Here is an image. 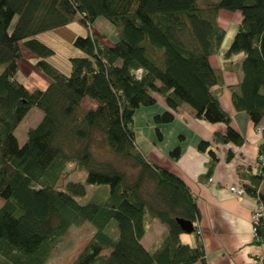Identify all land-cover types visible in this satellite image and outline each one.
I'll return each mask as SVG.
<instances>
[{
  "label": "trees",
  "instance_id": "16d2710c",
  "mask_svg": "<svg viewBox=\"0 0 264 264\" xmlns=\"http://www.w3.org/2000/svg\"><path fill=\"white\" fill-rule=\"evenodd\" d=\"M222 10L241 15L223 52L224 59L243 54L233 67L240 80L227 86L231 103L255 129L264 127V0H0V264H44L69 228L84 223L94 232L70 264H194L204 259L201 241L183 242L176 221H191L198 237L196 198L182 178L140 150L133 117L159 96L165 107L152 117L158 140L161 126L188 105L195 117L227 126L224 134H215L217 143H243L215 89L225 86L223 70L210 63L225 36L218 23ZM98 16L114 25L115 42L107 43L98 32L74 36L71 42L83 54L69 58V74L48 61L55 52L35 38L38 33L76 18L89 28ZM23 48L48 79L46 88L29 90L18 79ZM84 100L95 106L84 109ZM33 107L43 114L20 144L15 130ZM96 132L112 153L132 161V177L95 158ZM197 150L209 156V178L217 153L205 140L198 141ZM180 154L178 144L169 151L174 160ZM258 155L264 157V141ZM71 164L85 170L86 184L106 185V196L80 203L77 197L86 195V187L66 180ZM258 167L242 187L264 205V165ZM155 221L165 226L164 234L147 249L142 239ZM258 235L264 239L262 221Z\"/></svg>",
  "mask_w": 264,
  "mask_h": 264
},
{
  "label": "crops",
  "instance_id": "0c3cea01",
  "mask_svg": "<svg viewBox=\"0 0 264 264\" xmlns=\"http://www.w3.org/2000/svg\"><path fill=\"white\" fill-rule=\"evenodd\" d=\"M232 14L238 16L235 23L238 26L241 15L238 12ZM233 23L224 27L225 32L230 30ZM227 44L221 45L220 53L212 56L210 63L223 70L225 86L220 90L218 87L215 89L219 91L221 107L230 113L231 126L241 134L243 143L239 146L217 143L215 134H224L227 126L199 119L188 105H183L172 122L161 126L162 137L158 142H163L168 134L173 137L171 144L163 149L154 141L146 154L153 164L171 170L182 178L196 198L199 217L194 224L201 240L195 232L193 235L183 233L185 237L181 235L183 242L195 244L200 240L203 245L204 259L194 264H256V259L264 256V243L255 241L252 233L251 213L257 204L256 198L246 192L237 196L229 191L230 186H243L247 175L257 173V156L264 134L256 132L249 116L244 111L235 110L231 103L227 86L238 84L241 73L233 67L243 54L224 59L223 52ZM44 81L47 85V80ZM156 103L165 107L162 97L157 96ZM148 111L154 115L153 110ZM199 140L208 141L219 159L209 178L205 176L209 156L197 150ZM177 144L181 146V154L174 160L169 156V151ZM229 153L231 157L226 159ZM145 237L146 234L142 239L144 247L154 248L157 242L147 246Z\"/></svg>",
  "mask_w": 264,
  "mask_h": 264
},
{
  "label": "rangeland",
  "instance_id": "374dc122",
  "mask_svg": "<svg viewBox=\"0 0 264 264\" xmlns=\"http://www.w3.org/2000/svg\"><path fill=\"white\" fill-rule=\"evenodd\" d=\"M232 12L233 11L222 10L218 16V23L223 29L227 24L234 22L232 25H230V30L228 32H225V36L222 41V44L224 45L225 43H228L226 49L231 43L233 35L235 33V29L237 28V25L235 23L238 21V16L236 14L231 15ZM229 14L231 15V17ZM95 32L104 35L105 41L107 43H113L116 41L114 25L108 19L102 16H98L93 21L92 27L89 28L81 24L78 18H76L73 21L69 22L66 26L38 33L35 38L50 46L54 50L55 53L52 56L48 57V61L59 68L61 72L69 74V58L73 56H81L83 54L81 50H79L72 44V38L74 36H85L87 35V33ZM22 52V60L21 62H18V79L29 90H33L35 88H46L47 85H45L44 80L46 79L48 82V79L31 65V63L33 62V58L29 51L26 48H23ZM32 67L35 70H33ZM2 69L3 65H0V72L2 71ZM94 106L95 103H93L92 101L84 100L82 102V107L84 109H88ZM163 108L164 106H162L160 103H156L151 106H142L140 108H137L134 112L133 119L135 138L140 150L144 154H147L150 146H152L151 143H153L154 141L164 149L165 147L169 146V143L171 144L173 140V137H170L167 134V138H165L163 142H158V138L155 132V125L152 118L153 113L152 111H148V109H151L155 114L157 112H162ZM42 114L43 113L40 109L33 107L28 111L26 116L19 123L18 127L15 130V134L20 144H23L26 139L28 129L34 127L39 122ZM99 137V134L96 132L92 140V153L94 154L95 158L100 161L115 164L119 169L127 174V177H132L136 173V168L133 166L132 161L130 159L128 160L124 157L117 156L112 153L109 148L106 147V145L102 142V140H98ZM67 172H69V175L66 180L70 179L80 181L84 183L86 187V195L83 197H77L79 198L78 201L80 203H86L89 201L96 202L106 196L108 190L106 185H92L85 183L86 172L84 169H76L75 165L71 164L67 167ZM150 185V183L147 184L148 187ZM101 189L104 191V193ZM100 193H103L104 195ZM2 203L3 201L0 199V206L2 205ZM164 230L165 226L160 224L158 221H155L151 225H149L145 232V245L150 246L153 243H158L164 234ZM93 232L94 229L89 223H84L78 226H71L54 246L44 264H70L90 239ZM186 235H193V233Z\"/></svg>",
  "mask_w": 264,
  "mask_h": 264
},
{
  "label": "built area",
  "instance_id": "2783aa9c",
  "mask_svg": "<svg viewBox=\"0 0 264 264\" xmlns=\"http://www.w3.org/2000/svg\"><path fill=\"white\" fill-rule=\"evenodd\" d=\"M256 132L264 134V127L258 126L256 127ZM261 163L264 165V157L261 155L257 156V164L259 165ZM229 190L234 193L237 196H242L244 194V188L242 186H230ZM251 219H252V233L255 241L259 242V244L264 243V239H261L258 235V226L260 222H264V205L261 203H257L254 207L252 213H251ZM198 237L201 240L200 233L198 232ZM256 264H264V256L256 259Z\"/></svg>",
  "mask_w": 264,
  "mask_h": 264
},
{
  "label": "water",
  "instance_id": "95a60500",
  "mask_svg": "<svg viewBox=\"0 0 264 264\" xmlns=\"http://www.w3.org/2000/svg\"><path fill=\"white\" fill-rule=\"evenodd\" d=\"M180 229L187 234L193 233L194 231V227L193 224L191 223V221L182 219V218H177L176 219Z\"/></svg>",
  "mask_w": 264,
  "mask_h": 264
},
{
  "label": "bare ground",
  "instance_id": "6f19581e",
  "mask_svg": "<svg viewBox=\"0 0 264 264\" xmlns=\"http://www.w3.org/2000/svg\"><path fill=\"white\" fill-rule=\"evenodd\" d=\"M244 194H245V189H244Z\"/></svg>",
  "mask_w": 264,
  "mask_h": 264
}]
</instances>
